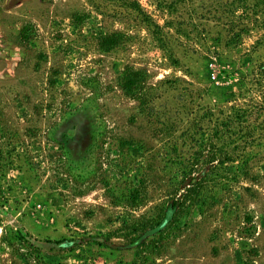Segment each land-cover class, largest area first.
Instances as JSON below:
<instances>
[{
    "label": "rangeland",
    "instance_id": "rangeland-1",
    "mask_svg": "<svg viewBox=\"0 0 264 264\" xmlns=\"http://www.w3.org/2000/svg\"><path fill=\"white\" fill-rule=\"evenodd\" d=\"M214 164L135 261L122 223ZM0 264H264V0H0Z\"/></svg>",
    "mask_w": 264,
    "mask_h": 264
},
{
    "label": "trees",
    "instance_id": "trees-1",
    "mask_svg": "<svg viewBox=\"0 0 264 264\" xmlns=\"http://www.w3.org/2000/svg\"><path fill=\"white\" fill-rule=\"evenodd\" d=\"M114 45V42H109ZM117 84L126 93L133 95V97L142 99L143 92V78L137 71L125 68L116 78ZM220 160V159H217ZM216 164L207 166L206 170L198 177L185 180V177L180 178L177 182L172 184L169 188L168 197L161 198L158 205L152 207L149 215L143 216L137 220L129 223H122L120 227L121 235L128 241L134 242L139 239L145 229H154L155 236L150 238H143L135 244V261L143 259L146 255L154 252L160 247L161 239L166 233V229L177 223L184 214L189 213L192 206L196 205L201 200V190L204 185L211 180L208 174L212 173ZM182 174H185L182 171ZM217 174V173H214ZM139 188L134 187L129 192L126 202L128 206L135 205L139 199ZM25 242H28L27 240ZM31 250L29 255L36 253V248L28 242Z\"/></svg>",
    "mask_w": 264,
    "mask_h": 264
}]
</instances>
